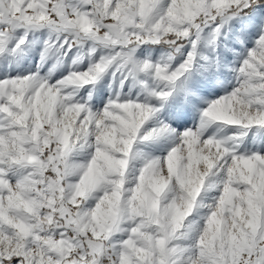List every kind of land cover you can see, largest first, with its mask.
<instances>
[{"label":"snow or ice","instance_id":"obj_1","mask_svg":"<svg viewBox=\"0 0 264 264\" xmlns=\"http://www.w3.org/2000/svg\"><path fill=\"white\" fill-rule=\"evenodd\" d=\"M0 264H264V0H0Z\"/></svg>","mask_w":264,"mask_h":264}]
</instances>
